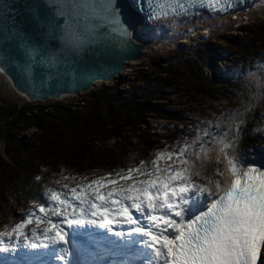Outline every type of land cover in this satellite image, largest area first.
<instances>
[{
	"label": "snow or ice",
	"instance_id": "6c2138e0",
	"mask_svg": "<svg viewBox=\"0 0 264 264\" xmlns=\"http://www.w3.org/2000/svg\"><path fill=\"white\" fill-rule=\"evenodd\" d=\"M241 6L246 0H129L143 17L141 31ZM37 12L42 39L25 74L33 62L52 68L75 61L104 36L124 44L137 38L120 0H43ZM244 80L242 108L198 121L178 150L91 179L61 170L50 183L63 187L44 185L42 200L0 228V264H264V147L238 152L248 113L264 100V64ZM214 150L226 172L209 177Z\"/></svg>",
	"mask_w": 264,
	"mask_h": 264
},
{
	"label": "trees",
	"instance_id": "16d2710c",
	"mask_svg": "<svg viewBox=\"0 0 264 264\" xmlns=\"http://www.w3.org/2000/svg\"><path fill=\"white\" fill-rule=\"evenodd\" d=\"M236 30L243 37L203 35L182 43L179 51L167 49L168 55L161 51L144 68L123 74L116 82L101 83L79 100L28 101L23 105L0 102V142L5 145L0 150V217L16 216L19 208L36 197L22 191L24 178L29 176L43 179L53 170L80 175L111 169L119 160L152 157L161 140L173 136L145 127L152 118L183 119L164 105L173 98H188L191 102L186 108L197 99L201 106L209 99L232 103L241 96L247 100L244 75L264 64V16ZM235 103L242 107L237 100ZM210 108L215 109L203 107L202 111ZM251 112L247 125L253 121ZM173 126H169L171 131L181 130ZM50 178L41 191L44 185H52Z\"/></svg>",
	"mask_w": 264,
	"mask_h": 264
},
{
	"label": "water",
	"instance_id": "95a60500",
	"mask_svg": "<svg viewBox=\"0 0 264 264\" xmlns=\"http://www.w3.org/2000/svg\"><path fill=\"white\" fill-rule=\"evenodd\" d=\"M43 0H0V71L19 95L29 102L61 101L89 93L99 83H113L126 72L131 62L145 59L150 40L143 37L138 27L139 13L129 8V0H120L125 19L137 37L134 44H124L119 37L104 36L82 57L63 61L49 68L44 63L33 62V71L25 74L21 68L29 60L34 45L42 39L37 8ZM8 5L4 9V5ZM44 15V9H39ZM19 65V67H18Z\"/></svg>",
	"mask_w": 264,
	"mask_h": 264
},
{
	"label": "rangeland",
	"instance_id": "374dc122",
	"mask_svg": "<svg viewBox=\"0 0 264 264\" xmlns=\"http://www.w3.org/2000/svg\"><path fill=\"white\" fill-rule=\"evenodd\" d=\"M263 16H264V7H259V8L257 7V9L255 8V10L253 11V15L242 19L239 18L237 22L235 21L236 18H234L235 22H232L231 24L229 22L228 24L220 27H216L207 20H203L201 22L200 21L197 22L194 25L199 27L195 32L192 30L189 33L179 34L178 32H174L171 28L169 32H163L160 29L150 30L149 32H147V34L143 35L144 38L150 40V44L148 45L149 48L146 50L145 59L136 62L137 64L130 65L129 69L126 72H124V74H129V73L131 74L132 71L136 70V68L137 69L144 68V65H147V63L150 62L152 63L153 58L156 55H158L161 51L165 52L166 55L169 54L168 50L179 51V47L181 46L182 43H185L187 41L188 42L194 41L196 38L201 37L203 35H206L207 37H216L219 35H222L223 37H227V38H230L231 36L243 37L242 33L239 30H236V28L239 27V25L241 26L247 23H255L257 21H260V19ZM239 22L241 23L239 24ZM186 27H191V26L187 25ZM234 61L235 59L232 60L230 66L234 64ZM220 66L223 68L222 63L220 64ZM206 70L208 71V73L209 72L211 73L210 69L206 68ZM83 96L84 95L75 98H67V100H72V99L79 100L83 98ZM236 100L237 102H239V100H241V96L237 97ZM0 102L2 103L15 102L16 104H20V105H23L25 104V102H28L27 99H25L23 96L19 95L16 91H14V89L8 82L7 78L2 73H0ZM188 102H191L190 100H188V98L180 97V98H173L172 100L165 102L164 104L167 110L171 112L177 111L180 114H182L183 119L179 122H170L167 120L156 119V118L149 119L148 126L145 127L147 128L148 131L151 132L155 131V132L163 133L164 135L173 136V138L169 141L164 142L163 140H161V145L159 149L153 152L152 153L153 155L156 152L161 151L163 149L178 150L179 144L177 143V141H183L185 139L191 140L192 136L189 135L188 133L195 128V125L198 121L205 119H215L217 116L220 115L221 111L227 114L230 110L242 108L236 105L235 102L227 103L224 100L213 101L211 99H209L206 102L205 106H201L200 99H197L195 100V102L193 101L194 103L191 104V107L186 108V105L187 106L189 105ZM260 103L264 105V100L257 99L254 102L253 108H258V110L255 109L254 113L251 112L250 116L253 117V121L249 125L246 124V126L242 129L244 138L240 142L239 149L244 153L247 152L253 145L257 147H264V109L262 106L259 105ZM203 107H214L215 109L210 108L211 110L208 109L204 112L202 111ZM257 115H258L257 118H259L260 116V119L258 120L255 119ZM250 120L251 118L249 119V122ZM174 124H176L181 130H179L178 132L171 131L169 129V126L174 127L173 126ZM259 127H263L261 128V131L258 130ZM4 147L5 145L2 142H0L1 151H3ZM150 157L151 154L147 155L146 157L139 158L137 161L134 162H127V160L123 159L117 161V163L114 166H112L111 169H98L88 173H82L80 175L72 174V176H76L77 179H80L83 176H88L91 179L94 177L106 175L107 173L116 169H122V168L126 169L129 166L138 165L141 159H148ZM217 160H219V163H217ZM217 170L226 172V164L223 158L220 157L218 153L214 150L212 153V161L207 163L206 174L209 177H213ZM57 172H58L57 170L56 171L53 170V172H49L47 175H45L43 179L41 178L40 180H36L37 177L36 174L29 176L27 179L24 178V186H22L23 188L22 191H26L31 196L36 194V197H34L32 201L42 200L41 196L43 194V189L41 191V187L43 183L45 181H48L50 177H51L50 181L54 179H59L60 174ZM51 186L56 188L63 187V185H54V184H52ZM30 190L32 191L33 194L29 192ZM39 191H40V198H38ZM28 207L29 206L24 205L17 210L16 216L12 214L10 217L13 218V222H15L17 217L20 216L22 217L23 213L28 210ZM7 223H9L8 219L0 217V228H2Z\"/></svg>",
	"mask_w": 264,
	"mask_h": 264
},
{
	"label": "bare ground",
	"instance_id": "6f19581e",
	"mask_svg": "<svg viewBox=\"0 0 264 264\" xmlns=\"http://www.w3.org/2000/svg\"><path fill=\"white\" fill-rule=\"evenodd\" d=\"M257 7H264V0H257L256 2H253L252 0L249 1L247 3V6L241 10V13L236 15V14H227V15H222V14H218V15H213V16H209L207 17L205 20H207L208 22H210L211 24L215 25L216 27H220V26H223V25H226L230 22V24L232 22H235L234 21V18H236V20L238 18H245V17H249L251 15H253V11L255 10V8L257 9ZM140 15V14H139ZM226 19V20H225ZM214 20V21H213ZM217 20V21H215ZM229 20V21H228ZM197 22V20H194V21H184L181 23H179V26L172 29L174 32H178L179 34H183V33H189L190 29L191 31L193 30L194 32L197 31V29L199 27L197 26H194ZM187 25H190L191 27H186ZM200 25V24H199ZM155 27V26H154ZM153 27V28H154ZM213 27V26H212ZM160 30H162L163 32H169L170 31V28L168 27H163V28H160ZM193 32V33H194ZM174 35V34H173ZM175 36V35H174ZM179 37V36H178ZM150 44V43H149ZM148 44V45H149ZM134 64H137L136 62H131L130 65H134ZM238 152L240 153H244L242 152L239 148H238ZM20 218V217H17V219Z\"/></svg>",
	"mask_w": 264,
	"mask_h": 264
}]
</instances>
